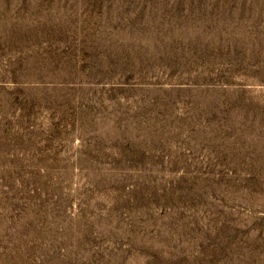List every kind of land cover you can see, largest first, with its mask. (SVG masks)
Instances as JSON below:
<instances>
[{
    "label": "rangeland",
    "instance_id": "rangeland-1",
    "mask_svg": "<svg viewBox=\"0 0 264 264\" xmlns=\"http://www.w3.org/2000/svg\"><path fill=\"white\" fill-rule=\"evenodd\" d=\"M0 264H264V0H0Z\"/></svg>",
    "mask_w": 264,
    "mask_h": 264
}]
</instances>
